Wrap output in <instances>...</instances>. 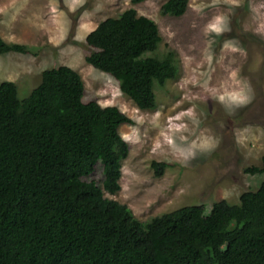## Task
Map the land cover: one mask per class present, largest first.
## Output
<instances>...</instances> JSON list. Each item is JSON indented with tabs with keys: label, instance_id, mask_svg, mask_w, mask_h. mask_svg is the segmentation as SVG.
I'll use <instances>...</instances> for the list:
<instances>
[{
	"label": "trees",
	"instance_id": "16d2710c",
	"mask_svg": "<svg viewBox=\"0 0 264 264\" xmlns=\"http://www.w3.org/2000/svg\"><path fill=\"white\" fill-rule=\"evenodd\" d=\"M187 4L167 0L161 13L180 17ZM161 41L157 24L130 8L87 34L85 61L139 109L155 110L157 87L179 75L174 50L158 55ZM32 50L0 36V55ZM84 93L68 66L42 71L23 98L14 82H0V264H264V179L236 204L183 206L141 222L104 195L120 190L129 147L119 128L134 122ZM99 162L102 186L84 181ZM167 166L152 163L157 176ZM245 171L264 176V156Z\"/></svg>",
	"mask_w": 264,
	"mask_h": 264
},
{
	"label": "rangeland",
	"instance_id": "374dc122",
	"mask_svg": "<svg viewBox=\"0 0 264 264\" xmlns=\"http://www.w3.org/2000/svg\"><path fill=\"white\" fill-rule=\"evenodd\" d=\"M167 0H0V36L32 47L0 55V82L26 97L45 69L79 73L84 101L116 106L134 122L122 125L128 143L120 190L105 197L126 205L141 222L183 206L238 203L264 176V0H188L180 17L163 15ZM153 20L174 50L179 75L156 89L158 106L141 110L110 75L94 69L85 38L103 20L127 9ZM152 55V54H149ZM153 162L168 166L157 176ZM101 162L84 181L102 186Z\"/></svg>",
	"mask_w": 264,
	"mask_h": 264
}]
</instances>
